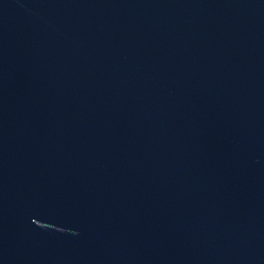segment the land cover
Instances as JSON below:
<instances>
[{"label": "water", "instance_id": "95a60500", "mask_svg": "<svg viewBox=\"0 0 264 264\" xmlns=\"http://www.w3.org/2000/svg\"><path fill=\"white\" fill-rule=\"evenodd\" d=\"M0 264H264V0H0Z\"/></svg>", "mask_w": 264, "mask_h": 264}]
</instances>
